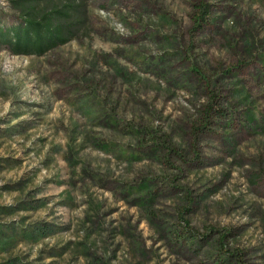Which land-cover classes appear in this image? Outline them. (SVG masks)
<instances>
[{
  "label": "rangeland",
  "instance_id": "rangeland-1",
  "mask_svg": "<svg viewBox=\"0 0 264 264\" xmlns=\"http://www.w3.org/2000/svg\"><path fill=\"white\" fill-rule=\"evenodd\" d=\"M85 1L0 46V264H264V0Z\"/></svg>",
  "mask_w": 264,
  "mask_h": 264
},
{
  "label": "trees",
  "instance_id": "trees-1",
  "mask_svg": "<svg viewBox=\"0 0 264 264\" xmlns=\"http://www.w3.org/2000/svg\"><path fill=\"white\" fill-rule=\"evenodd\" d=\"M9 4L19 20L7 27L0 25V46L6 47L11 55L41 57L87 32L89 16L85 0H10ZM209 13L208 5H198L194 30L199 31L207 24ZM216 104L211 93L205 118L210 114L221 116ZM203 122L201 127H194V132H203L210 123L206 119Z\"/></svg>",
  "mask_w": 264,
  "mask_h": 264
}]
</instances>
